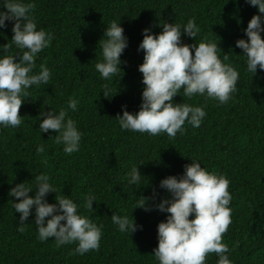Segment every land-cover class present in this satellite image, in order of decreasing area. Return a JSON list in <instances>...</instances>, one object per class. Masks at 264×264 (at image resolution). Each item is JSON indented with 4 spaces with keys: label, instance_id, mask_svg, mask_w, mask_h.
<instances>
[{
    "label": "trees",
    "instance_id": "1",
    "mask_svg": "<svg viewBox=\"0 0 264 264\" xmlns=\"http://www.w3.org/2000/svg\"><path fill=\"white\" fill-rule=\"evenodd\" d=\"M35 3L31 13L37 30L54 38L35 61L38 72L46 65L52 73L48 84L32 86L19 115V127H0V264H158L153 250L158 246L157 225L167 213L144 211L137 206L140 197H151L154 207L170 194L159 188L161 180L183 174L184 165L196 160L207 171L229 180L232 197L228 207L231 221L222 236L231 264H264V71L254 76L246 71V59L235 46L244 35L258 9L245 0H24ZM6 11V9H0ZM194 19L200 32L195 40L181 37L185 44L212 41L218 44L225 63L237 68L240 77L237 91L226 104L199 95L173 97L176 104L201 106L206 116L199 128L187 122L183 135L170 138L166 133L122 131L115 118L126 111L136 113L142 103L144 85L138 66L143 50L142 30L158 35L164 22L184 25ZM116 20L124 29L128 47L120 57L122 73L104 80L95 69L102 60L99 40L110 23ZM0 29V46L11 43L13 22ZM264 39V33L261 34ZM13 44L10 52L15 55ZM103 85L112 89L111 98L103 96ZM70 99L78 100L77 110L68 116L82 133L80 150L67 155L57 144L54 133L38 131L40 112L58 113ZM42 119V118H41ZM45 153L38 155V145ZM47 159V164L42 163ZM139 167V185L130 187L126 174ZM45 174L56 188L46 200L55 203V195L72 199L78 213L103 225L100 246L84 255L73 254L77 243L57 247L55 238L40 241L33 215L20 230L19 213L9 196L20 183L35 191V177ZM34 193H29L33 196ZM94 195L93 211L84 208L85 197ZM135 208V209H134ZM112 214L133 217L142 230L121 233L112 223ZM193 217L190 216L191 220ZM47 219V218H46ZM63 223V222H62ZM215 253L206 255L205 264H217Z\"/></svg>",
    "mask_w": 264,
    "mask_h": 264
},
{
    "label": "clouds",
    "instance_id": "2",
    "mask_svg": "<svg viewBox=\"0 0 264 264\" xmlns=\"http://www.w3.org/2000/svg\"><path fill=\"white\" fill-rule=\"evenodd\" d=\"M245 3L258 9L244 29L245 39H239L235 46L242 50L246 59V71L254 76L257 69L264 71V0H245ZM0 29L7 27L6 21L13 22L11 43L0 46V127H19L23 118L19 110L29 97L32 86L48 84L52 78L51 70L44 64L38 72L36 59L38 54L50 46L53 36L43 29L37 30V23L31 13L35 3L24 0H0ZM158 35L151 34L150 28L142 30L143 39L137 51L143 50V63L138 66L142 74V90L139 111L129 113L126 105L121 106L122 115H118V125L122 131L147 133L157 136L166 133L175 138L177 133L183 135L187 122L193 128H199L206 112L201 106L187 103L176 104L173 97L183 95L191 98L199 95L217 100L221 104L228 103L237 91L236 84L240 77L237 68L225 63L218 55L221 53L218 44L202 41L199 44H185L181 37L187 36L195 40L200 29L194 19L184 25L166 23L161 26ZM102 60L95 64L96 71L104 80H110L122 73L120 57L128 47V39L120 23L113 20L104 29L103 39L99 40ZM18 50L11 54L12 45ZM103 96L111 98L112 89L103 85ZM78 100L70 99L66 109L58 113L49 110L40 112L38 131L58 133L53 138L62 144L63 151L72 155L80 150L82 133L77 123L68 116V110L76 111ZM42 118V119H41ZM38 155L45 153V146L36 148ZM42 163L47 164V159ZM142 175L139 167L133 166L126 174L130 187L139 185ZM35 191L20 183L13 187L9 196L19 202H13L16 213H19L20 230L30 215L40 241L55 238L57 247L77 243L73 254L84 255L91 250H98L103 225L93 223L88 216L78 213L79 206L65 195L56 196L55 203H48L46 197L56 194V188L49 182L50 177L40 174L35 177ZM229 180L201 167L196 160L184 165L183 174L168 176L160 181L159 188L170 194V199H161L154 207L148 201H155L157 193L153 190L151 197L137 198L135 208L144 211L158 210L167 213L165 221L157 225L158 246L153 256L158 264H205L206 255L215 253L217 264H231L227 255L228 246L222 242L231 221V209L228 207L232 199L228 187ZM29 193H34L29 196ZM94 195L85 197L84 208L93 211ZM134 208V209H135ZM193 218L190 220L189 217ZM47 218V219H46ZM112 223L121 233H134L142 230V225L135 223L133 217L112 214ZM63 222V223H62Z\"/></svg>",
    "mask_w": 264,
    "mask_h": 264
}]
</instances>
